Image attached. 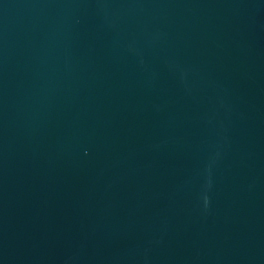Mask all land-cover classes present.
I'll list each match as a JSON object with an SVG mask.
<instances>
[{
	"label": "water",
	"instance_id": "water-1",
	"mask_svg": "<svg viewBox=\"0 0 264 264\" xmlns=\"http://www.w3.org/2000/svg\"><path fill=\"white\" fill-rule=\"evenodd\" d=\"M0 264H264V0H0Z\"/></svg>",
	"mask_w": 264,
	"mask_h": 264
}]
</instances>
